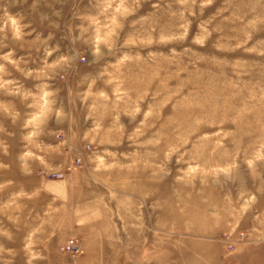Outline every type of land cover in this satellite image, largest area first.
Segmentation results:
<instances>
[{"label":"rangeland","instance_id":"374dc122","mask_svg":"<svg viewBox=\"0 0 264 264\" xmlns=\"http://www.w3.org/2000/svg\"><path fill=\"white\" fill-rule=\"evenodd\" d=\"M0 264H264V0H0Z\"/></svg>","mask_w":264,"mask_h":264},{"label":"built area","instance_id":"2783aa9c","mask_svg":"<svg viewBox=\"0 0 264 264\" xmlns=\"http://www.w3.org/2000/svg\"><path fill=\"white\" fill-rule=\"evenodd\" d=\"M228 242H229L230 248H233L234 245H235L234 241H232V240L229 241V240H228ZM68 249H69L70 251L74 252L75 254H78V253H79V249H78V248H75V247L72 246V245H69V246H68Z\"/></svg>","mask_w":264,"mask_h":264}]
</instances>
